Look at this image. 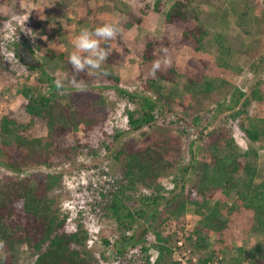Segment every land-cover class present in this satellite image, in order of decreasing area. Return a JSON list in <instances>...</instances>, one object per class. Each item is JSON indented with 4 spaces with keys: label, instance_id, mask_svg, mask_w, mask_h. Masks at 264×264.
Masks as SVG:
<instances>
[{
    "label": "trees",
    "instance_id": "16d2710c",
    "mask_svg": "<svg viewBox=\"0 0 264 264\" xmlns=\"http://www.w3.org/2000/svg\"><path fill=\"white\" fill-rule=\"evenodd\" d=\"M9 1L0 0V41L9 22L6 9L1 8H6ZM249 1L174 0L164 14V21L177 26L196 22V26L185 28L182 40L191 39L195 50L201 51L207 32L201 24L199 5L213 7L214 16L220 18L234 5L240 8L242 16L247 15ZM16 5L19 7V2ZM160 6L161 0H156L157 11ZM147 10L149 4L143 13ZM43 16L42 9L34 11L32 22H35L29 36L26 28L16 30L18 41L15 40L13 48L27 46L39 30ZM57 33L66 34L59 27ZM154 51L155 44L148 42L141 54L144 62L153 59ZM127 54L126 48L113 51L106 63L121 65ZM231 54L227 50L225 55ZM55 57L51 51L49 59ZM220 58L222 63L218 67L226 72V60L222 54ZM64 61L67 75L62 89L55 87L57 78L40 62L26 64L30 73L38 75L20 86L14 68L5 66L0 52V68L7 80L3 81L5 90L14 88L25 101L31 123L43 122L47 130L44 136L28 138L30 122L18 123L7 115L0 119V264H17L22 247L34 257L31 264H94L87 249L85 226L80 222L75 229H69L67 218L60 216L56 199L51 195L60 188L61 178L50 172H33L24 178L20 175L34 167H57L63 160L72 162L81 155L93 157L99 151L111 156L116 175L106 172L108 179L89 184L77 194L84 195L86 190L89 196H83L79 202L85 208L90 207L94 219L114 224L113 234L120 235L116 244L113 242L117 264H140L141 260L128 256V247L139 246L146 255L144 264H179L173 260L174 251L181 249L175 248L177 241H183L185 250L191 254L203 250L197 264L225 263V253L231 256L225 264H264V178L256 182L259 149L253 148L254 143L264 140V117L251 113L252 105L263 103L264 84L258 83L249 93L223 79H218L220 84L215 87L216 80L204 79L193 63L180 69L179 75L185 77L186 85L182 96H177L179 93L165 92L161 84L174 83L177 71L172 68L167 72L156 71L153 78L142 83L140 93L120 91L140 110L128 111L126 129L108 135L103 130L110 114L108 105L100 93L72 89L70 85L88 78L87 72L76 73L68 58ZM101 79L118 82L108 77ZM210 104L216 106L220 115L209 118ZM216 117L219 119L214 121ZM235 131L249 144L243 152L235 146ZM95 133L99 137L96 148L88 141ZM164 179L169 180L170 186L162 184ZM188 208L198 224L187 232ZM241 209L250 212V222L248 227L242 225V232L234 236L229 232L238 228L234 216ZM138 230H141L139 237ZM242 233L256 234L262 240L234 245L236 241L247 240ZM148 235L153 242L144 245ZM212 235L214 246L209 249L207 240ZM103 242L109 245L105 236ZM151 249L156 256L149 261L147 253ZM187 263L192 264L190 260Z\"/></svg>",
    "mask_w": 264,
    "mask_h": 264
},
{
    "label": "rangeland",
    "instance_id": "374dc122",
    "mask_svg": "<svg viewBox=\"0 0 264 264\" xmlns=\"http://www.w3.org/2000/svg\"><path fill=\"white\" fill-rule=\"evenodd\" d=\"M173 1L161 0L160 10L157 11L154 7L156 0H10L6 8H1L6 9L9 22L1 34L0 52L5 61V66L14 68L12 69L19 78L20 86L25 83L28 84L38 75L37 73H30L25 67L26 64L35 65L38 62L45 64L55 78L64 80L67 75L64 59L68 58L69 54L74 51L72 42L80 30L84 28L91 30L106 22L118 25L120 35L117 40L110 42L109 53L121 52L126 48L128 54L124 63L108 65L105 62L103 67L107 71V75L87 73L88 78L85 81L70 85L72 89L82 90V92L94 91L101 94L103 102L108 105L110 110L103 126V130L108 135L114 131L120 132L126 129L125 114L128 111L140 110L139 105L124 98V94L120 91L140 93L142 83L148 78H153L156 71L167 72L171 68L177 71L178 74L174 83L161 82L165 92L179 93L177 96L180 94L182 96L183 87L186 85L185 77L179 75L180 69L191 66L193 63L203 73L204 79L216 80L215 87L220 84L217 80L223 79L249 93L258 83L264 84V0L247 2L246 5L249 7L247 15L242 16L240 8L234 5L228 11L225 10V15L222 13L223 17L220 18L214 16L215 9L213 7L200 4V20L203 29L207 32L203 39L201 51L195 50V42L191 39L186 42L182 40L185 28L196 26V22L191 21L185 26L165 23L164 14ZM232 1L236 2V0ZM17 2H19V7L16 5ZM147 4H149V10L144 14ZM38 8L42 9L44 13L39 30L35 31L34 38L32 37L27 46L18 45L13 48V43L17 40L15 38L16 30L21 27L26 28V35L29 36V32L32 30L31 24L34 25L35 22H32L33 14ZM57 27L61 31H65L66 34L58 35ZM38 34L39 37H37ZM148 42L155 44V51L153 59L150 62H144L141 54ZM218 46H221L219 48L220 54L225 58L228 65L226 72L221 71L218 67L222 63L220 54H217ZM227 50L233 53L230 57L225 55ZM51 51L56 55L52 61L49 59ZM61 55L63 58H60ZM157 63H159V67L155 68ZM3 76V70L0 68V119L7 115L17 120L18 123H31L30 116L25 111L24 99L14 88L11 91L5 90L6 85L4 86L3 83L7 80ZM101 77L117 79L118 82L112 83L101 79ZM110 86L115 88H108ZM63 93L65 94V89H63ZM176 99L182 101L181 97ZM209 108L211 110L208 114L209 118H213L216 114L220 115V113H216L214 104H210ZM175 111L178 112V110ZM176 112L171 115L176 114ZM251 113L264 117V99L262 104L252 105ZM218 119L219 117H216L214 121ZM46 132L45 123L34 121L26 135L28 138L40 137L44 136ZM98 138V134L95 133L90 136L88 141L95 144L93 147L96 148L95 142L98 141ZM234 139L238 151L243 152L248 148L249 144L238 131H235ZM253 148L259 149L257 159L259 172L256 180L259 183L264 178V140L254 143ZM112 162L108 153L99 151L93 157L81 155L72 162L63 160L57 167H34L20 175V178H24L33 172H50L61 178L60 188L54 190L51 195L56 199V207L60 216L67 218L69 229H75L80 222L85 226L88 235L87 249L90 250L94 258V264H117V252L113 242L116 244L120 235L113 234L114 224L94 219L90 207L85 208L84 204L79 202L83 196L88 197L89 193L86 190L84 195L77 194V192L80 189L83 191L89 184L101 183L108 179L109 175H106V172L113 173V176L116 175V170L112 169L114 168ZM8 174L13 175L11 172ZM168 183L169 180L164 179L162 181L165 186H170ZM68 202H71L75 208L67 209L66 203ZM250 215V212L245 209H241L235 214L234 217L237 220L234 219V224L236 222L239 226L230 230L229 233L235 236L236 232H242V225L248 227ZM197 224L192 209L188 208L185 214V230L188 232ZM102 230H105L104 233ZM140 233L141 230H138V237ZM242 234L247 240L236 241L234 245L245 246L247 245L245 243L256 244L262 240L256 234ZM104 236L109 245L103 242ZM151 242H153V238L148 235L144 245ZM207 246L209 249L213 248V235L208 237ZM24 250V247L20 249L17 264H31L33 262L34 257L27 255ZM128 252V256H131L133 260L139 262L141 260L140 264L145 263L146 255L143 254L140 246L128 247ZM203 253V250L193 254L189 252L187 261L190 260L192 264H197ZM225 254L226 261L224 262L227 263L231 256L228 253ZM147 256L149 261L150 259L155 260V251L149 250ZM176 258V254H173V260Z\"/></svg>",
    "mask_w": 264,
    "mask_h": 264
},
{
    "label": "clouds",
    "instance_id": "9594fccd",
    "mask_svg": "<svg viewBox=\"0 0 264 264\" xmlns=\"http://www.w3.org/2000/svg\"><path fill=\"white\" fill-rule=\"evenodd\" d=\"M120 35V28L113 23H103L93 29H81L73 39V48L68 56V62L76 73H98L107 75L103 65L108 59L111 41L117 40ZM103 42V46H102ZM159 67V63L155 68ZM76 83V81H72ZM57 89L64 87V81H54Z\"/></svg>",
    "mask_w": 264,
    "mask_h": 264
},
{
    "label": "built area",
    "instance_id": "2783aa9c",
    "mask_svg": "<svg viewBox=\"0 0 264 264\" xmlns=\"http://www.w3.org/2000/svg\"><path fill=\"white\" fill-rule=\"evenodd\" d=\"M66 207L67 209H74L75 206L72 205L71 202L66 203ZM176 247L180 250H175L174 254H176L177 258L175 259L179 264H187V256L189 253V250H185L184 246H183V241H177L175 243Z\"/></svg>",
    "mask_w": 264,
    "mask_h": 264
}]
</instances>
